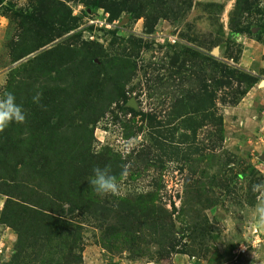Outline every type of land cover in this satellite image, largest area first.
Returning a JSON list of instances; mask_svg holds the SVG:
<instances>
[{
  "label": "rangeland",
  "instance_id": "rangeland-1",
  "mask_svg": "<svg viewBox=\"0 0 264 264\" xmlns=\"http://www.w3.org/2000/svg\"><path fill=\"white\" fill-rule=\"evenodd\" d=\"M31 21L53 40L42 50L96 55L97 68L79 73L112 102L91 126L90 150L118 185L102 197L87 178L90 199L110 212L66 215L62 249L79 226V260L57 253L45 264H264V0H0V97L33 55L11 56ZM62 71L40 70L41 99L68 100L61 90L79 75ZM68 118V131L80 126ZM15 241L0 223V264Z\"/></svg>",
  "mask_w": 264,
  "mask_h": 264
},
{
  "label": "trees",
  "instance_id": "trees-1",
  "mask_svg": "<svg viewBox=\"0 0 264 264\" xmlns=\"http://www.w3.org/2000/svg\"><path fill=\"white\" fill-rule=\"evenodd\" d=\"M35 25L31 21L32 27L21 33V39L11 49L14 61L33 55L17 66L16 78L7 81L6 92H12L16 103L22 105L26 121L22 124L12 122L0 132V194L5 197L0 223L16 233L11 259L3 264H31L27 261L28 249H32L41 236H46L44 251L35 256L38 260L35 263L45 264L53 254H66L62 245H66L69 236L57 228L58 224L67 222L66 215L79 212L104 218L110 212L98 200L90 199L86 189L87 178L94 176L93 169L104 167L103 156L90 150L91 126L112 102L111 98L103 101L105 94L93 96L97 90L94 83L90 84L92 76H87L88 72L79 73V67L97 68L93 63L96 55L84 50L80 59L72 58L74 49L58 44L42 50L53 40L39 35ZM54 64L64 70L63 74L66 70L77 71L78 83L73 89L64 87L61 90L68 96L65 102L56 103L55 99L49 102L44 98H40L39 103L33 102L37 94L33 86L40 70L46 69L49 73ZM119 93L120 90L113 89L115 97ZM21 94L24 96L19 97ZM92 98L98 99L94 105ZM76 109L78 113H73ZM64 117L80 120V126L74 125L68 131L67 124L60 121ZM110 169L116 177L115 169ZM77 228L66 248L68 257H76L72 263L79 260V254H73L79 236L80 227ZM158 228L159 224L153 229L154 235L160 233Z\"/></svg>",
  "mask_w": 264,
  "mask_h": 264
},
{
  "label": "clouds",
  "instance_id": "clouds-1",
  "mask_svg": "<svg viewBox=\"0 0 264 264\" xmlns=\"http://www.w3.org/2000/svg\"><path fill=\"white\" fill-rule=\"evenodd\" d=\"M41 94L33 96V102L39 103ZM26 121V113L22 105L16 103V97L12 92H6L0 97V132L12 122L22 124ZM94 176L90 178V184L94 187L97 195L105 196L108 194H117L118 185L116 177L111 174L109 166L105 165L103 168L97 166L93 169ZM257 211L260 213L261 219L264 220V205L258 207Z\"/></svg>",
  "mask_w": 264,
  "mask_h": 264
}]
</instances>
